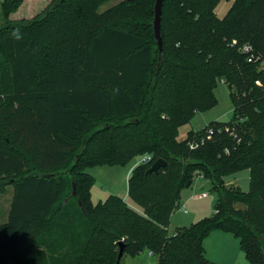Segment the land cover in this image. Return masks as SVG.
Listing matches in <instances>:
<instances>
[{"label": "trees", "instance_id": "1", "mask_svg": "<svg viewBox=\"0 0 264 264\" xmlns=\"http://www.w3.org/2000/svg\"><path fill=\"white\" fill-rule=\"evenodd\" d=\"M2 0L0 191L12 186L0 225V264H121L148 251L156 264H215L212 231L230 233L249 264H264V0ZM261 86H257L255 81ZM227 86L231 119L178 141V129L217 104ZM214 130L210 139L193 148ZM127 195L93 203L87 170L135 157ZM157 159L166 162L147 173ZM248 171V189L225 179ZM202 175L213 213L168 233L181 191ZM122 248L123 254L117 262Z\"/></svg>", "mask_w": 264, "mask_h": 264}, {"label": "crops", "instance_id": "2", "mask_svg": "<svg viewBox=\"0 0 264 264\" xmlns=\"http://www.w3.org/2000/svg\"><path fill=\"white\" fill-rule=\"evenodd\" d=\"M1 1L2 0H0V3H1ZM227 9L228 8H226V9L219 8V11L216 10V15L220 18L223 17L224 14L226 13ZM218 12L220 14H218ZM204 126L205 125L197 128V129L191 128V129L187 130L185 137H183L182 139H179L177 136V140L178 141L184 140L189 131H197ZM178 133H179V129H178ZM140 159H141V157H138V160H136L134 162V164H132V166L131 165L128 166L130 164V162L132 161L131 160L129 163H127L124 166H102V167L90 168V169L96 170V172L99 171L98 173H100V174L98 175V177L101 180L104 177V181L102 184V190H101V196L107 195V197H108L109 195H115V196L122 198L126 202V199H129L128 195H127V180H128V177H129L132 169L139 164ZM88 170H87V172H88ZM241 172H244V171H241ZM241 172H238L236 174L229 176L228 178L230 179V181H227L225 179L226 184H228V185L235 184L236 186H238L242 190V188L240 187V183L243 181L245 176H243V177L240 176ZM245 172H246L245 175H247V179L249 181V173H248V171H245ZM89 174L91 176H93V178H94V184L92 186V188H94V186L97 183L100 184V182H98V177L94 173H89ZM120 182L122 184L121 187L119 186ZM124 183H125V187L123 186ZM205 183H207V181L205 179H203V177L199 176V177L194 178L193 183L191 184V186L189 188H186V189L181 191V194H180V204L181 205L177 210H175L172 213V215L170 217V222H171V219L173 217H175L174 213L176 211H178V213H181V215L179 216L180 218H179L178 222L187 223L188 224L187 226H189L192 223H195L196 221H198L204 217H208L213 213V205H214L215 199L212 200V202L210 201L209 203H206V205H205L204 202H202V201L207 196L203 198L200 195L203 193H205V194H207V193L205 191H201V192L198 191V189L200 187L203 188ZM123 187H124V189H123ZM92 188H91V192H90L91 193V201L94 204L99 202V201H103L101 199L102 197L100 196V191H95L94 194L92 195ZM242 191H246V190H242ZM95 195L97 196V199L94 198L96 201L93 200V196H95ZM12 197H13L12 186H7L5 188V190L0 191V207H2V209H3L4 223L7 219V214H8V210L10 207ZM131 203L134 205L133 202H131ZM133 205L129 204L130 207H132L135 210H138V208L135 205L134 206ZM186 215H188V217H184ZM184 226H186V225H184ZM233 239H235V238L230 233H226V232L219 231V230L212 231L209 234V236L207 238H205V240L203 241V248H204L205 257L209 261L214 262L215 264H237L236 258L234 255H232V251L230 249V247L232 246V241H235V240L237 241V239H235V240H233ZM144 253H146V254H144ZM123 257L121 258V260L123 259L122 264H133L136 261L137 262L140 261L139 264H142L141 260H145L144 263H146V260H149L152 258L155 259L154 264H156V258L153 255H151L148 251H143L135 257L127 256L130 259L125 257V256H123Z\"/></svg>", "mask_w": 264, "mask_h": 264}, {"label": "rangeland", "instance_id": "3", "mask_svg": "<svg viewBox=\"0 0 264 264\" xmlns=\"http://www.w3.org/2000/svg\"><path fill=\"white\" fill-rule=\"evenodd\" d=\"M123 0H109L107 2H105L98 10V12H102L110 7L115 6L116 4L120 3ZM232 0H219V3L217 5L216 10L219 11V8H229V5L231 3ZM218 14H220L218 12ZM214 94L215 97L217 99V104L211 108L208 111L202 112V113H197L193 119L186 125L182 126L181 128H179V133H178V138L182 139L183 137H185L186 135V131L189 129H197L203 125L208 124L211 121H218V122H226L228 120L231 119L232 116V104L228 95V89L227 86L225 84H223L221 81H219L217 83V86L214 89ZM138 160V157H135L132 159V161L130 162V164L128 166H132V164H134V162ZM89 173H94L97 177L100 173H98L99 171L96 172V170L93 169H89L88 170ZM240 176H245V178L243 179V181L240 183V187L242 188V190H247L248 189V179H247V175L246 172H241ZM101 176V175H100ZM227 181H230L229 178H226ZM104 181V177L102 178V180L98 177V182L94 188H92V195L94 194L95 191H100V196H101V190H102V184ZM226 184V182H225ZM119 185V184H118ZM121 182H120V187H121ZM228 185V184H226ZM232 186H236L235 184H231ZM123 186L125 187V183L123 184ZM123 187V189H124ZM210 184L207 182L205 183V185L202 187H200L198 189L199 192L201 191H205L207 193V197L202 201L204 202V204L206 205V203H209L210 201L212 202V200H214L216 198V194L211 192L210 190ZM104 188V187H103ZM102 200H104L107 195L105 196H101ZM97 199V196H93V200L96 201L95 199ZM126 203L129 205H133L130 201V199H126ZM134 206V205H133ZM175 217H173L171 219L169 228H168V233L172 234L175 230V228L177 227H186L188 224L187 223H183V222H178L179 221V216L181 215V213H178V211H176L175 213ZM3 209L2 207H0V225L4 223V216H3ZM184 217H188V215L184 216ZM186 225V226H184ZM235 240V239H233ZM231 251H232V255L235 256L237 264H249L245 257L243 252L240 250L238 242L232 241V246L230 247ZM146 254V253H144ZM145 256V255H144ZM127 257V256H125ZM124 258V257H123ZM129 258V257H127ZM143 258V257H142ZM130 259V258H129ZM145 260H141L142 264H154L155 263V259H149L146 260V263H144ZM123 262V259L121 260V264ZM140 262V261H139ZM139 262H134L133 264H139Z\"/></svg>", "mask_w": 264, "mask_h": 264}, {"label": "water", "instance_id": "4", "mask_svg": "<svg viewBox=\"0 0 264 264\" xmlns=\"http://www.w3.org/2000/svg\"><path fill=\"white\" fill-rule=\"evenodd\" d=\"M163 0H155L154 2V18L152 21L153 25V32L154 37L157 44L158 52H162V39L160 35V19H161V5ZM166 166V162L163 159H157L155 160L147 169V173H157L160 168H164ZM123 254L122 248L120 247V250L117 255V262L121 258Z\"/></svg>", "mask_w": 264, "mask_h": 264}, {"label": "built area", "instance_id": "5", "mask_svg": "<svg viewBox=\"0 0 264 264\" xmlns=\"http://www.w3.org/2000/svg\"><path fill=\"white\" fill-rule=\"evenodd\" d=\"M240 52L245 54L246 56V61L249 62V63H258V67L260 69H263L264 70V58H260L259 56H256L254 53H253V49L252 47L249 45V44H244L241 48H240ZM255 84L257 86H261L260 82L257 80L255 81ZM214 134V130L213 129H209L207 132H206V136L200 138L198 140V142L196 144H193V143H190L189 142V145L191 148H193L194 146L198 145V144H202L204 142L205 139H210L211 136ZM147 157L146 156H143L141 157L139 163H144V162H147ZM202 175H198L197 177H199ZM201 197H206L207 194L203 193L200 195Z\"/></svg>", "mask_w": 264, "mask_h": 264}]
</instances>
